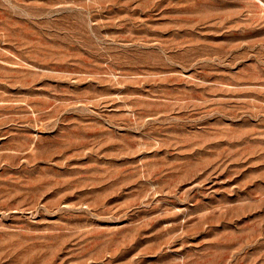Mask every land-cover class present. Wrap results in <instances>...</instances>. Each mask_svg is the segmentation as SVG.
<instances>
[{
	"label": "rangeland",
	"instance_id": "374dc122",
	"mask_svg": "<svg viewBox=\"0 0 264 264\" xmlns=\"http://www.w3.org/2000/svg\"><path fill=\"white\" fill-rule=\"evenodd\" d=\"M0 264H264V0H0Z\"/></svg>",
	"mask_w": 264,
	"mask_h": 264
}]
</instances>
